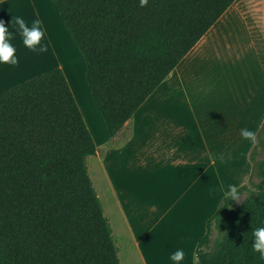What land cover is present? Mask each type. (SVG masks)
<instances>
[{"label": "trees", "instance_id": "1", "mask_svg": "<svg viewBox=\"0 0 264 264\" xmlns=\"http://www.w3.org/2000/svg\"><path fill=\"white\" fill-rule=\"evenodd\" d=\"M51 1L113 138L235 0ZM260 148L264 123L249 156L250 185L223 196L208 217L197 264H264L252 248L264 221ZM95 151L61 67L0 92V264H121L88 170Z\"/></svg>", "mask_w": 264, "mask_h": 264}, {"label": "crops", "instance_id": "2", "mask_svg": "<svg viewBox=\"0 0 264 264\" xmlns=\"http://www.w3.org/2000/svg\"><path fill=\"white\" fill-rule=\"evenodd\" d=\"M37 14L45 29V53L54 55L53 61L43 64L44 51L25 47L17 33L11 42L18 62L0 64V92L50 68L65 69L57 42L70 39L53 2L0 0V20L6 25L15 15L30 25ZM263 123L264 5L260 0H235L124 124L117 135L128 137H120L115 151L107 154L113 216L138 251L149 253L156 242L151 236L162 237L158 229H166L174 239L175 231L183 237L196 235L178 263L188 254L192 257L206 230L203 223L222 195L221 186L237 187L250 173L254 143L242 138L239 129H252L256 139ZM143 171L152 185L146 197L135 192L134 177ZM203 205L211 207L209 212L202 211ZM177 240L166 244V261L181 248L175 247ZM142 258L149 264V257ZM166 264L173 263L169 259Z\"/></svg>", "mask_w": 264, "mask_h": 264}, {"label": "rangeland", "instance_id": "3", "mask_svg": "<svg viewBox=\"0 0 264 264\" xmlns=\"http://www.w3.org/2000/svg\"><path fill=\"white\" fill-rule=\"evenodd\" d=\"M260 4L264 5V0L262 1L260 0ZM69 39L70 40L67 43L64 42L63 40H61V42L59 41L57 42L58 55L60 59L62 60V62H64L63 63L64 68H65L64 70H65L68 82L75 96V99L78 103V106L83 114V117L87 123V126L89 127L93 135V138L95 140V143H96V151L93 155L88 157L87 165H88L89 174L92 178L93 184L97 192L99 193L102 203L105 205L108 211L110 210V213L105 212L109 218L111 214H112L111 216H113L114 213H116V208H115V196L113 194V188L110 184L109 177L106 172V164L110 162L109 156H107V154L113 153L115 151L116 144L119 143L120 137L123 138L125 136L126 137L128 136L126 134H119L117 135L119 138L118 137L117 138L108 137L104 123L96 108V105L92 98V95H91V92H90V89H89V86H88V83L85 77L84 63H83L82 57L80 53L78 52V50L76 49L70 37ZM45 51L43 55V64L50 63L51 61H53V57H54V55H52L51 57L50 56L48 57L47 56L48 54H46ZM255 142H256V139H255ZM256 157L257 159L264 158V148H260L257 151ZM110 160H111V156H110ZM249 160H250V157H249ZM251 170H252V162H251V168L249 170L250 173H251ZM250 173L247 179L241 182L240 185L242 184L250 185L248 181ZM134 178H136L134 181L135 186H136L135 192H137L138 195L141 197H146L147 191L152 188V185H149L150 183L149 176L143 171L142 174H137V176ZM221 192L222 191L220 189L219 193ZM245 195H246V192L243 193L242 197H244ZM222 197L223 195H220L219 202L218 204H216V209L218 205L220 204ZM210 208L207 209L205 205H203L202 211L209 212ZM197 212H200V209L197 208ZM199 214L200 213L198 214L195 213L196 216H198ZM205 226L206 225L203 223V230L205 229ZM113 227H114L113 237L119 249V257H120L121 264H145L142 258L143 255L145 257H149V264H166V262H169V259H167L166 261V253H167L166 244H168V241H173L178 238L179 240L175 241V244H176L175 247H178L177 244L178 245L181 244V248L184 250V256H185L186 255L185 250L187 249L189 250L190 242L192 243V241L196 239V235L194 234L193 235L189 234L187 235V237H183V234H181V231L180 232L175 231L176 238L174 239V236L166 233V229H158L162 237L158 235L151 236V239H156V242L151 243V248H153L152 249L153 251L150 250L149 253L147 251L140 252L138 251L137 246L134 244V240L132 236H130L127 232H123L118 227V221H116L114 216L112 217V228ZM185 242H187L186 246H184ZM197 242L198 241H196L195 243L196 245H197ZM196 245L194 247V254H195ZM188 256H187V260H185L184 263H181V262L178 263V261H172V263L173 264H192V259L190 258V256L189 257ZM150 257H152V261H153V258H155V262H151Z\"/></svg>", "mask_w": 264, "mask_h": 264}, {"label": "clouds", "instance_id": "4", "mask_svg": "<svg viewBox=\"0 0 264 264\" xmlns=\"http://www.w3.org/2000/svg\"><path fill=\"white\" fill-rule=\"evenodd\" d=\"M14 29V31L10 30ZM19 34L22 38V42L25 47L33 50L43 52L46 50V43L41 40L45 36V29L42 26V20L37 14L34 19L31 20L30 25L26 23L25 19L21 15H15L11 17L9 24H5L3 20H0V64L7 63L15 65L18 62L17 55H15L16 48L11 42L16 34ZM242 138L255 142V132L248 127H241L239 129ZM222 195L225 198L237 197L236 186L228 184L226 188L221 186ZM254 240L252 248L254 251L259 252L261 259H264V221H261V226L254 228L253 230ZM184 258V250L177 248L175 251L169 254L171 261H180ZM192 264H197V257L192 254Z\"/></svg>", "mask_w": 264, "mask_h": 264}]
</instances>
